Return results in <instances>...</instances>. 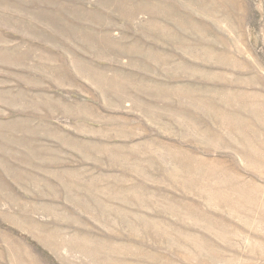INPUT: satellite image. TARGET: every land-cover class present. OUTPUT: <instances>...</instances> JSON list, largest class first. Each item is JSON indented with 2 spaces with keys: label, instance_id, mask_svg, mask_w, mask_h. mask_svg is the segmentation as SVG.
<instances>
[{
  "label": "rangeland",
  "instance_id": "rangeland-1",
  "mask_svg": "<svg viewBox=\"0 0 264 264\" xmlns=\"http://www.w3.org/2000/svg\"><path fill=\"white\" fill-rule=\"evenodd\" d=\"M0 9L42 90L2 109L64 110L23 144L0 121V264H264V0Z\"/></svg>",
  "mask_w": 264,
  "mask_h": 264
},
{
  "label": "crops",
  "instance_id": "crops-1",
  "mask_svg": "<svg viewBox=\"0 0 264 264\" xmlns=\"http://www.w3.org/2000/svg\"><path fill=\"white\" fill-rule=\"evenodd\" d=\"M18 4L20 5L17 7L26 9V4H21L20 2ZM12 7L13 6L9 4L8 8L11 9ZM46 9L51 8L47 7ZM76 9H79V7H77ZM22 23L24 24V22ZM4 30L5 29L0 28V36L5 34ZM31 41L32 40L29 39L28 42L20 41L11 45L6 44L0 49V52L7 53L5 55L0 54V64L7 62L8 64L13 65L12 71H7L8 73L4 74L5 76L0 77V99L7 100L8 97H11V99L8 98V102L11 103L10 108L12 105H15L18 107L19 110L27 107L28 109L33 111L34 107H38V104L34 105V103L32 102V95L33 92L36 91L40 93L41 97L42 90L41 88L37 87L32 88L28 84L29 81H37V79L35 78L37 76L35 74L30 73L31 70L28 69V63L26 60L27 55L22 52L26 51L27 47L32 46L33 43ZM9 58L12 59V61H7ZM38 63L43 64L42 60H38ZM61 90H63V88H61ZM44 95L45 99L47 100L48 93L46 90L44 91ZM54 96V93H52V98ZM39 107L42 106L40 105ZM47 107L48 104L46 103L43 109L46 110ZM2 108L4 107H2V105L0 104V111L5 112L6 117H0V121H4L3 124H5V130L10 133L8 137L14 140L16 144L17 142H20L21 144L27 142L28 139H30L31 137V129L43 128V125L44 131L47 132L45 135L46 137L48 136V129L54 130V133L58 136L60 134L61 136L64 135V126L59 123L61 117L60 112L64 113L63 107L54 106L52 110L53 115L51 118L50 115H47L49 114L48 110L44 112V115L43 113L32 115L20 111H18L17 113H12L9 110L10 108L7 109V111Z\"/></svg>",
  "mask_w": 264,
  "mask_h": 264
}]
</instances>
